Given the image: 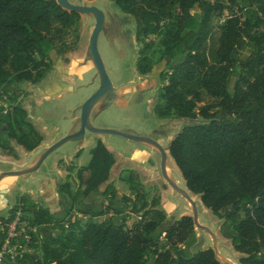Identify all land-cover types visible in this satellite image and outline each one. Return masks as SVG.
Listing matches in <instances>:
<instances>
[{
	"label": "trees",
	"instance_id": "1",
	"mask_svg": "<svg viewBox=\"0 0 264 264\" xmlns=\"http://www.w3.org/2000/svg\"><path fill=\"white\" fill-rule=\"evenodd\" d=\"M111 1L134 19L136 43L160 37L165 84L154 114L203 120L184 125L168 148L186 189L214 217L231 225L238 264H264V0H227L237 10L222 23H215L226 9L220 0ZM242 3L249 8L239 7ZM195 8L199 13L192 15ZM79 20L55 0H0V90L12 83L41 82L57 57L73 51L75 46L64 37ZM236 69L240 73L230 88ZM135 71L143 76L152 71V60L143 51L138 52ZM203 95L215 103L198 106ZM2 111L0 129L4 127L6 139L0 142L1 153L16 157L11 141L26 152L41 144L43 138L23 108L12 105L5 119ZM90 153L89 164L76 174L84 186L81 199L106 183L112 165L101 141ZM127 183L135 201L142 202L138 221L125 228L108 218L118 214L115 200L128 203L131 198L107 185L101 209L81 213L88 217L85 224L65 218L56 237L41 245L34 240L31 247L42 256L31 264H148V258L153 264H221L211 248L192 251V217L166 220L157 200L148 208L138 184L131 179ZM59 191L70 194V184ZM24 205L33 209V225L57 228L49 209ZM13 214L10 210L7 219L0 218L5 231ZM95 217L102 221L93 222Z\"/></svg>",
	"mask_w": 264,
	"mask_h": 264
},
{
	"label": "rangeland",
	"instance_id": "2",
	"mask_svg": "<svg viewBox=\"0 0 264 264\" xmlns=\"http://www.w3.org/2000/svg\"><path fill=\"white\" fill-rule=\"evenodd\" d=\"M73 4H93L95 7L100 9L104 14V24L103 29L98 35L97 39V50L100 55V58L103 62L104 68L106 70V73L108 75V78L110 82L112 83V86L114 89L118 88L119 86H124L130 88H142L146 82H137V72H135V61L138 57V52L143 51L144 54H146L151 60H152V71L147 74V79L152 84L153 88L151 91H139V92H132L127 94L128 100L126 101L127 104L124 108L120 109H114L110 108L107 113H105L103 116H98V118H94L93 115H95L96 111L98 112V106H96L91 114V122L92 125L95 128L99 129H111L116 130L121 133H129V134H144L146 130L153 124L154 122V113H153V104H159L161 103L160 100V89L165 84V82L161 79L160 73L163 70V62H160L159 58L162 52V47L160 45V37L159 36H149L147 39L142 38V43H136L135 42V22L134 19L121 12L120 9L114 4L111 0H69ZM222 1L226 9L223 10L222 16H219L215 19V23L219 22L222 23L224 18L230 14V12L236 11L237 9L235 7H232L227 0H220ZM239 7L242 8H249L248 3H242L239 4ZM199 10L195 8L191 11L192 15L198 14ZM94 27V20L91 16L88 15H81L80 20L77 24V27L68 31L67 35L64 37V40L67 44L74 45L73 51H69L65 54H62L61 56L57 57L55 59L51 69L47 72L43 86H46L53 83L57 80V77L59 76L61 78V75L59 74L58 70L60 71L61 66H67L70 62V59H73V61L81 60L85 56V48L88 45V40L90 37V34ZM151 42V46L149 49H144V43ZM75 76L79 77L80 82H77V85L74 86L73 90L71 92H64L58 94L56 91H49L47 94H41L39 95V99L36 98V94H38L36 87H32L28 83H24L22 87L18 89L13 94L12 99H9L8 101L3 100V98H0V108H3L2 112V118L5 119V110H8L12 105H19L21 108H24L26 111H31L34 109V112L39 115L41 118V127H45V133L46 137L48 139H55L56 136H60V138H63L67 136L68 134H71L75 132L78 128L79 122L77 120L78 117V111L81 104L90 96V93L95 89L94 85L87 86L86 84L91 83L92 80L96 77V70L93 66V64L90 61H83L76 63L73 67ZM239 70L236 69L233 77L230 81V88H233L235 81L237 77L239 76ZM95 76V77H94ZM94 78V79H93ZM51 83V84H52ZM79 83V84H78ZM41 84V83H40ZM41 84V85H42ZM80 84L85 86H80ZM126 89V90H127ZM46 92V89L43 90ZM93 93V92H92ZM38 96V95H37ZM44 96H47V98H44ZM39 101V102H38ZM215 103V100L203 95L202 97V103L200 105H206V104H213ZM203 120L201 118H197L195 120L190 119H182L180 122L175 125L174 131L179 130L184 125L194 124V123H201ZM174 123V122H173ZM150 125V126H149ZM86 136H89V133L86 132ZM103 138H106L107 141H111L118 144L119 147H124L125 143L120 139V137L113 136V135H105ZM83 144V141L78 142H67L64 145L60 146L58 149H56L54 152L50 153L45 159L44 162L41 164L38 171L34 172L33 175H29L28 180L24 181L21 179L19 180V187H22L25 192H29L30 190L35 191L38 193L39 191V180L37 181V178L46 177V176H53L54 167L53 162L55 161V158L59 157L67 161L69 156H73L75 154L74 151L77 150V147ZM161 146L165 147L166 144L164 142L160 143ZM137 146V145H136ZM40 153L35 156L39 157ZM60 167L65 166V164L60 163ZM5 165H0V168H5ZM126 174L124 175V178H126ZM70 177V176H68ZM180 180L182 181V178L179 176ZM126 181L128 178L125 179ZM17 181V178L14 176H8L5 178V180L2 182V185H6L8 188L11 186L14 182ZM159 182V180H157ZM70 184V194H78V188L77 183L72 180L69 182ZM181 187H184V184L181 182L179 183ZM140 186V185H139ZM168 190L165 185H156L154 187L149 188L147 190V194L144 195V191L142 189L141 192L143 194V197L146 201V198H149L148 200H157L160 201V190ZM170 191V190H169ZM70 194H67L70 196ZM127 195H133V193L127 191ZM166 194L163 195V201L166 200ZM73 195V196H74ZM70 196V200L73 205H76V209H67L64 211V215H62L58 222L56 223L55 233L54 236H57L59 234L58 225L61 223L65 218L66 215L70 212H74V216L76 219L79 220V222L83 225L87 222L88 218L82 215V212H85V207H78V201L77 204L73 201L74 199L78 197ZM147 196V197H145ZM172 199L174 204H179V209L175 213L174 218L178 217V215L184 211L182 207V203H184L183 198L176 199L175 197L172 198L168 197V200ZM8 206H12L15 197L13 195L7 197ZM197 213H198V221L200 224L206 226L211 231L218 232L217 225H213L214 222L217 220L208 210L204 209L201 206L199 198H196L195 200ZM98 201L94 198L91 200V203H89L91 209L100 210L101 204L98 205ZM181 202V203H180ZM122 206L119 207L121 210V216L118 218H115L113 221L116 225H123L125 228H128L131 226L133 222L138 221L139 217L143 212H138V208L141 207L142 202L135 201V198L133 197L129 203L122 202ZM148 204V203H147ZM164 215L166 220H172L170 218V214L173 211V206L169 205L164 202ZM79 208V209H78ZM26 213H30L29 211H26ZM78 213V214H75ZM7 210H4L2 212V215H6ZM80 215V216H78ZM243 215L241 214V217ZM26 217V215H25ZM28 218V217H27ZM108 218H114V217H108ZM175 220V219H174ZM92 221L100 222L102 221V218L95 217L92 219ZM224 220H222L223 222ZM225 224V223H224ZM195 234H196V244L192 247V251L196 252L198 250L211 248L213 249L212 241L209 239V236L203 231L199 230L198 228L194 227ZM5 227L3 225L0 226V243L4 242L6 240V232L4 231ZM232 231V229H231ZM220 243L218 244L219 253L228 259L230 264H238V260L240 258V255L233 253L232 248L228 249L227 246L229 244V241H231V235H228L226 230L221 229L220 231ZM225 239V240H224ZM175 252V251H174ZM16 258H19L17 256ZM12 259H9L7 257L4 264H8L7 262H11ZM13 264V263H11ZM148 264H153V259L148 258ZM221 264H227L222 263Z\"/></svg>",
	"mask_w": 264,
	"mask_h": 264
},
{
	"label": "crops",
	"instance_id": "3",
	"mask_svg": "<svg viewBox=\"0 0 264 264\" xmlns=\"http://www.w3.org/2000/svg\"><path fill=\"white\" fill-rule=\"evenodd\" d=\"M85 59H86V48H85L84 58H82L81 60L80 59L76 60V61H73V59H70V62L67 66H61L60 71L58 70L59 74L61 75V78L58 76L57 80L54 81L53 83L51 82L52 84L51 83L48 84L46 88L45 86H43L44 84H42V82H44L43 81L44 79L38 84H35V85L29 84L32 87L34 86L36 87V90L38 92V94L35 95L36 98L39 99V95H41L42 93L47 94V92L53 91V90L56 91L58 94L64 93V92H71L74 86L77 85V82L78 81L80 82L79 77L75 76L74 74L75 71L73 67L75 66L76 63L83 62L85 61ZM147 77H148L147 75L143 76V75L137 74V81L134 84H136L137 82H142V81L146 82V84L142 88L140 87L137 88L134 86V88L130 87L127 89V87H124L121 85L118 88L114 89L116 92L114 103L111 106H109L107 109L96 113L94 115V118L97 119L98 116L100 115L103 116L105 113H107V111L111 107L114 109L124 108L127 104L126 101L128 100L127 98L128 93L139 92V91H142V92L151 91V89L153 88L152 84H150L148 80H144V79H147ZM23 84L24 83H12V84L5 85L0 90V98H3V100L8 101L9 99H11V97H13V94L16 91H18L20 87H22ZM86 85L87 86L94 85L95 89L92 91L94 92L96 88L98 87L96 78L94 79V81L92 80V84L89 83ZM80 86H85V85L80 84ZM44 89H46V92L43 91ZM92 92L90 93V95L92 94ZM44 98H47V96H44ZM155 105L157 104H153V109ZM4 112H6V110ZM26 112H27L28 121L32 123L34 128L40 133L43 140L41 144L31 152H26L22 147L18 146L15 142L11 141L10 145L15 150L16 157L6 156L0 152V165H5L4 166L5 168H0V174L4 172H9V171H23V170L31 168L37 162L38 157L35 156V154L36 155L38 153L41 154L43 151H45L47 148H49L50 146H52L54 143L58 142L61 139L60 136H56L55 139H51V140L48 139L46 137L45 127L43 126L41 127L42 123H41V118L39 117V115L34 112V109L32 110V112L31 111L30 112L26 111ZM91 119H90V122H91ZM181 120L182 119H163V118L157 117L154 114L153 124L151 126L149 125L150 127L146 130V132H144V134H136V135L147 136L152 139H156V137H158V143L160 144L164 142L167 146V143L169 142L168 139L175 137L177 133L179 132V130L182 128L181 127L179 130L174 131L173 127L175 125L173 124H177ZM103 136L105 135L89 133V136L87 137L85 133L83 140H82L83 144L77 147V150L74 151L75 154L73 156H69L67 161L59 157L55 158V161L53 162V167H54L53 176L41 177L40 179L37 178V181L39 180V184H40L38 193L32 190H30L29 192H25V190H23L22 187H19L18 179L26 181L28 180L29 176H21V177L17 176L16 177L17 181L14 182L12 184V187L10 186L9 188L6 185H2V182L7 177L3 178L0 181V218L7 219L9 217L10 210H12L13 212L16 211L20 202H31L33 204H37L41 206L42 208H47L50 210L52 214L56 216L57 220H59V218L62 215H64L65 210L71 209V208L76 209L77 208L76 205H73L70 200V196H73L74 194H70V196H68L67 194L61 193L59 191V188L64 183L66 182L69 183L72 180H74L77 183V188H78V192L76 193L79 194L83 191L84 186L79 185V181L76 177V174L79 169L86 167L89 164L91 160L90 152L93 148H95L97 141L102 142V144L105 146V148L109 152L111 159H112V165L109 170V178L106 181V183L100 185L94 191H91L83 199H81L79 196L76 198V200L74 199L73 201L75 202V204H77L78 201H80V203H78V207H85V209H87L85 211L90 210L91 208H90L89 203H91V200L94 198L98 201L97 202L98 205H100L103 201L101 193L106 189L107 185H110L115 192L126 195V196H130V198L132 199L134 197L133 195L126 194L127 191L130 192L128 183L125 180L126 178H128L138 184L139 189H142L144 191V195L147 194V190H149V188L154 187L156 185L160 186L163 184L167 188L170 187V189L168 190L167 189L160 190L159 192L160 201H158V205L156 206V208L164 212V205H165L164 202L166 201V203L174 207L173 211L170 214V218H172V220L179 219L182 216H190V217L192 216L191 209L184 201V203H182V205H184L182 208L185 210L187 209V210L180 213L178 217L174 218L175 213L179 209V204H174L173 202H171L173 201L172 199L168 200V197L172 196V198L175 197L176 199H179L180 197L175 194L173 188L168 183L165 176L162 175V171H163L162 162L163 161H162L161 156H159L155 150H153L152 148H150L144 143L133 142V141L125 140L122 138L120 139L125 143V146L119 147L118 144L116 145L115 143L111 141H107L106 138H103ZM5 139H6V132L4 131V127H2L0 129V142ZM165 150L167 153L166 167L169 170V177L174 180V182L179 188L186 190L184 180L183 179L182 181L180 180L179 178V176L181 177L180 172L174 165V162L169 155L168 149L165 148ZM60 163L62 164V166L63 164H65V166L60 167L61 166ZM41 164L38 166L35 172L39 170ZM159 168H160V174H159ZM33 173L34 172H32L30 175L32 176ZM125 174L127 175L126 178H124ZM157 180H159V182H157ZM181 182L184 184V187H181L179 185V183ZM165 193H167L166 200L163 201V195ZM188 193L193 200H195L196 198H199L198 196H195L190 192ZM78 194H75V195L77 196ZM11 195L15 197V201L13 205L9 207L7 197ZM75 195L73 197H76ZM148 199L149 198H146V204L148 203L147 206L148 208H150L151 201ZM122 205L123 204L119 199L114 201V206L118 214L113 216L114 218H111L112 221H114L115 218H118L121 216V210L119 209V207H121ZM201 206L204 209H206L202 204ZM4 210H7L6 215H2V212ZM22 211H23V214H25L26 217H28V220L32 222L33 209L24 205L22 207ZM26 211H29L30 213H26ZM94 211H98V210L94 209ZM75 214H78V213H75ZM73 216H74V212L73 213L70 212L66 215V219H72V220L76 219ZM167 217L168 216H166V218ZM224 223L225 221L222 222V220L217 219L213 224V225H217L218 227V232H216L215 230L214 232L212 231L216 236L217 244L221 242L220 241L221 229L226 230L228 235H231V234L233 235V231H231V225L229 223H225V224ZM54 233H55L54 225L37 226V233L35 235L36 244L41 245V243L48 240L49 238L56 237L54 236ZM227 248L228 249L232 248L231 241H229ZM233 253L238 254L234 250H233ZM17 256H19V258H16ZM41 256H42V253L39 249H34L33 247L30 246L27 248L18 249V251H16V253L13 255L11 262H7V263L8 264H11V263L31 264L32 259L38 260L41 258Z\"/></svg>",
	"mask_w": 264,
	"mask_h": 264
},
{
	"label": "water",
	"instance_id": "4",
	"mask_svg": "<svg viewBox=\"0 0 264 264\" xmlns=\"http://www.w3.org/2000/svg\"><path fill=\"white\" fill-rule=\"evenodd\" d=\"M56 4L63 10L67 12H74L77 13L79 16L81 15H88L91 16L94 20V27L90 34L88 45L86 47V59L85 61H90L95 70H96V77H97V84L98 87L96 90L81 104L78 111V117L77 120L79 122L78 128L75 132L68 134L67 136L61 138L58 142L54 143L52 146L47 148L45 151H43L39 157L37 158V162L35 165H33L31 168L23 170V171H9L4 172L0 174V181L8 176H14V177H21V176H29L32 172H35L37 170L38 166L44 161V159L52 152H54L56 149H58L60 146L64 145L67 142H78L82 141L84 134L86 132L94 133L98 135H113L120 137L125 140L133 141V142H139L144 143L153 150H155L162 158V175L165 176L168 183L173 188L175 194L185 201V203L189 206L192 212V219L194 227L198 228L199 230H203L208 236L209 239L212 241L213 244V252L219 261V257H222L225 259L224 263L230 264L227 258L224 256H220L217 244V239L215 234L206 226L202 225L198 221V213L195 201L190 197L189 191L187 192L184 189L179 188L173 179L167 175L166 171V157L167 153L165 148H169L171 140L174 138H169L167 146L163 147L161 146L157 141L153 140L152 138H149L147 136H141V135H135V134H128V133H121L116 130L111 129H99L92 126L90 119L93 109L98 106L99 111L101 112L105 109H107L109 106H111L114 103L116 92L112 86V83L110 82L108 75L106 73V70L104 68L103 62L100 58V55L97 50V39L99 33L103 29L104 24V14L103 12L95 7L93 4H73L69 0H55ZM89 107V110L87 111V108ZM96 111V113H98ZM95 113V114H96ZM94 116V115H93ZM180 131V130H179ZM156 145L157 148H154L150 144ZM169 152V149H168ZM201 203V202H200ZM223 263V262H222Z\"/></svg>",
	"mask_w": 264,
	"mask_h": 264
},
{
	"label": "built area",
	"instance_id": "5",
	"mask_svg": "<svg viewBox=\"0 0 264 264\" xmlns=\"http://www.w3.org/2000/svg\"><path fill=\"white\" fill-rule=\"evenodd\" d=\"M23 206L24 202H20L7 230H4L7 238L0 243V264H4L7 257L12 259L18 249L30 247L34 243L37 226L25 217Z\"/></svg>",
	"mask_w": 264,
	"mask_h": 264
},
{
	"label": "bare ground",
	"instance_id": "6",
	"mask_svg": "<svg viewBox=\"0 0 264 264\" xmlns=\"http://www.w3.org/2000/svg\"><path fill=\"white\" fill-rule=\"evenodd\" d=\"M89 110V107L87 108V111ZM151 146H153L154 148H157L156 147V145H154V144H150ZM166 173H167V175H169V170H168V168L166 167ZM220 256H222V255H220ZM224 261H225V259L224 258H222V257H219V262L221 263V262H223L224 263Z\"/></svg>",
	"mask_w": 264,
	"mask_h": 264
},
{
	"label": "flooded vegetation",
	"instance_id": "7",
	"mask_svg": "<svg viewBox=\"0 0 264 264\" xmlns=\"http://www.w3.org/2000/svg\"><path fill=\"white\" fill-rule=\"evenodd\" d=\"M153 140H155V141H157L158 142V137H156V139H153ZM158 154V153H157ZM159 155V154H158ZM160 156V155H159ZM159 174H160V168H159Z\"/></svg>",
	"mask_w": 264,
	"mask_h": 264
}]
</instances>
